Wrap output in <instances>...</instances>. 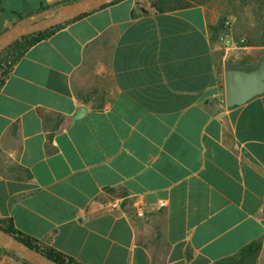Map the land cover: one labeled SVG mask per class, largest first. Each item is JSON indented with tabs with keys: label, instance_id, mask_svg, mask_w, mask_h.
Instances as JSON below:
<instances>
[{
	"label": "crops",
	"instance_id": "1",
	"mask_svg": "<svg viewBox=\"0 0 264 264\" xmlns=\"http://www.w3.org/2000/svg\"><path fill=\"white\" fill-rule=\"evenodd\" d=\"M62 1L0 0V33ZM213 24L119 0L31 46L0 89V218L82 264H216L253 241L264 264V93L228 107L224 88L264 46Z\"/></svg>",
	"mask_w": 264,
	"mask_h": 264
},
{
	"label": "water",
	"instance_id": "2",
	"mask_svg": "<svg viewBox=\"0 0 264 264\" xmlns=\"http://www.w3.org/2000/svg\"><path fill=\"white\" fill-rule=\"evenodd\" d=\"M114 1L116 0H74L48 8L33 18L20 19L0 33V54L23 36L67 23ZM224 88L228 107L242 105L264 93V57L257 64H225ZM0 247L19 254L32 264H62L2 228Z\"/></svg>",
	"mask_w": 264,
	"mask_h": 264
},
{
	"label": "trees",
	"instance_id": "3",
	"mask_svg": "<svg viewBox=\"0 0 264 264\" xmlns=\"http://www.w3.org/2000/svg\"><path fill=\"white\" fill-rule=\"evenodd\" d=\"M74 0H63L62 2L50 6H45L42 9H48L63 3L71 2ZM119 0H116L112 3H115ZM142 3H150V7L154 8L155 10L162 12L167 10H174L179 8H186L191 7L195 5H204L207 8L208 12V5L211 2V0H140ZM239 5L244 7H254L257 9V11H262L261 17L257 18L255 21V24L253 25V28H250L248 30H245L246 34L248 35V38H246V44L247 45H261L264 46V0H238ZM110 3V4H112ZM109 5V4H108ZM107 6V5H104ZM86 14H83L77 18H80ZM208 16L210 19V14L208 12ZM76 18V19H77ZM70 22V21H69ZM67 22V23H69ZM67 23L60 24L58 26L52 27L50 29L37 32L34 34H29L26 36H23L22 38L16 40L13 42L10 46L5 48L2 53L0 54V89L3 86L6 78L9 76L13 66L17 63V61L25 54V52L34 44L37 42L49 37L57 30L61 29L63 26H65ZM213 31L216 35V38H218L221 34L222 30H225V23L224 20L218 24L212 25ZM0 228L4 229L5 231L15 235L20 240L24 241L31 247L43 252L45 255L49 256L51 259L62 263V264H82L75 260L74 258L65 255L61 252H58L53 247L46 245L36 238H33L31 236H28L24 233H22L20 230H18L13 220L10 219H2L0 218ZM261 247V243L259 241H253L247 246H245L237 255L229 257L227 259H224L222 261L217 262L216 264H256L257 256L259 253ZM0 250H3L5 252H8L9 254L17 257L18 259H21L26 264H32L25 260L23 257H21L19 254L5 250L0 247Z\"/></svg>",
	"mask_w": 264,
	"mask_h": 264
},
{
	"label": "rangeland",
	"instance_id": "4",
	"mask_svg": "<svg viewBox=\"0 0 264 264\" xmlns=\"http://www.w3.org/2000/svg\"><path fill=\"white\" fill-rule=\"evenodd\" d=\"M149 2V0H147ZM210 20L218 24L224 20L231 21L232 33L235 38H248L245 30L253 28L257 18L261 17L262 11H257L254 7L239 5L238 0H211L208 5ZM222 30L221 32H223Z\"/></svg>",
	"mask_w": 264,
	"mask_h": 264
},
{
	"label": "built area",
	"instance_id": "5",
	"mask_svg": "<svg viewBox=\"0 0 264 264\" xmlns=\"http://www.w3.org/2000/svg\"><path fill=\"white\" fill-rule=\"evenodd\" d=\"M225 30L221 32L219 36V41L222 42L225 46H230L231 44L235 43L234 36L232 33V24L231 21L225 22ZM246 42L244 37L239 38V43L244 44ZM1 76V72H0ZM124 202L125 198H113L109 201H107L103 206L104 212H113L118 210L124 209ZM168 205V199L167 198H160L156 201H144V200H138L135 201L134 211L138 217H144L149 214H153L156 212H159L160 210L166 208ZM21 260V259H20ZM18 261V258L9 254L8 252H5L3 250H0V264H8V262Z\"/></svg>",
	"mask_w": 264,
	"mask_h": 264
}]
</instances>
